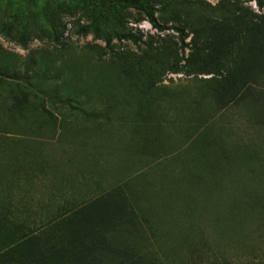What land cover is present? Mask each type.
I'll list each match as a JSON object with an SVG mask.
<instances>
[{"label":"rangeland","instance_id":"1","mask_svg":"<svg viewBox=\"0 0 264 264\" xmlns=\"http://www.w3.org/2000/svg\"><path fill=\"white\" fill-rule=\"evenodd\" d=\"M150 1L0 0V264H264V0Z\"/></svg>","mask_w":264,"mask_h":264},{"label":"trees","instance_id":"2","mask_svg":"<svg viewBox=\"0 0 264 264\" xmlns=\"http://www.w3.org/2000/svg\"><path fill=\"white\" fill-rule=\"evenodd\" d=\"M74 1H80L83 4L89 5V6L94 5L93 4L94 0H74ZM123 3L125 5V9H133L143 14L145 18L147 19V22L151 25L152 29L160 33L167 32V31H175L176 33H178L182 47L185 46V41H186L185 32L178 27H173V26L169 27V26L161 24L156 18L155 11L151 5L150 0H144V1L124 0ZM109 7L115 12L114 17L115 19H117L116 14L121 10L120 6H117L116 4H114V2H111ZM100 20H101L100 17L97 14H95L93 24L90 27L83 28L81 33L86 34L92 30L99 29V27L101 26ZM116 37L120 40H123L122 36L117 35ZM130 39L136 42V37L131 36ZM110 44H111V41L107 40V45L109 46ZM5 248L6 246H4V244H0V251Z\"/></svg>","mask_w":264,"mask_h":264}]
</instances>
